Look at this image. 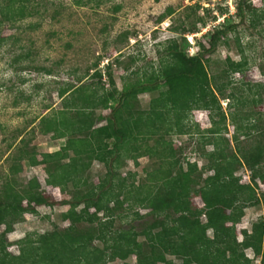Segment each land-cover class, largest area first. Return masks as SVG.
<instances>
[{
    "label": "trees",
    "instance_id": "16d2710c",
    "mask_svg": "<svg viewBox=\"0 0 264 264\" xmlns=\"http://www.w3.org/2000/svg\"><path fill=\"white\" fill-rule=\"evenodd\" d=\"M246 2L238 0L236 3L233 17L239 21L256 10L249 4L247 7ZM171 12L172 9L168 8L158 21ZM30 14L31 10L22 0H5L0 3V26L3 22L20 20ZM263 18L264 10H261L259 17L250 16L249 24L254 27ZM235 26L233 22L214 29L210 33L208 47L201 44L200 50L194 54L180 50L175 42L170 43L167 61L148 79L128 84L119 92L109 71V63L104 68L105 74L94 69L90 75L97 79L99 86L91 88L82 83L73 86L60 100V109L47 116L39 126L42 135L51 141L64 139V143L53 151L40 152V158H37L35 149L29 153L22 147L16 156L17 163L10 166L11 176L0 188V225L4 224L0 237L13 229L9 218L12 220L20 218L22 213H34L36 206L49 202L44 190L29 188L18 176L22 170L20 160L29 167L43 165L46 185L57 187L62 193L71 192V200L56 202L69 205L66 211L57 214L58 220L69 224L62 229L54 226L34 239L20 240L17 253L1 250L0 264H108L119 256L125 259L121 264H132L129 261L132 256H135V264H206L209 245L225 244L229 228L224 224L234 221L226 210L234 208L244 188L238 184L234 172L245 165L252 171L254 180L255 167L264 155V150L257 146L248 152L243 151L237 144L236 134L232 136L236 144L233 148L231 140L221 134L227 131V119L236 132L248 129L242 124L248 115L240 111L246 103L263 101L264 83L250 86L247 91L250 99L242 96L243 88H237L226 96L229 101L226 114L220 112L218 120L210 115L211 126L202 130L206 137L198 139V142L205 161L200 170L211 171L212 174L206 176L201 184L192 177L197 171L194 164L186 163L185 170L180 171L181 158L170 136L189 133V111L202 108L207 99L214 98L204 58L219 42H227V32ZM4 40L0 36V45ZM96 66L97 63L94 64ZM238 69L239 62L231 63L225 75ZM104 77L109 87L104 86ZM81 80L79 77L78 83ZM224 86V83L220 84V87ZM145 93L153 95L144 107H140L138 95ZM106 109L109 113L103 115L102 110ZM196 130L201 132L197 124ZM205 145H212V149L204 150ZM131 154L147 157V164L140 172L130 169L117 172L115 163ZM95 155L105 167L104 176L91 171ZM96 175L100 180L93 184ZM259 177L263 179L264 172ZM130 182L133 185L128 187ZM196 184L200 185L195 187ZM191 196H198L204 203L207 225L214 234L211 239L206 237L200 222L195 225L192 222L195 212ZM93 202L98 205L90 212ZM80 203L83 206L77 209ZM135 204L149 209L152 220L140 231H135L133 226L111 231L109 226L116 212ZM100 211H104L106 220L92 226L94 220H100L97 216ZM159 215H163L162 218H158ZM133 216L142 218L137 212ZM83 221L91 223V226L80 230L77 224ZM170 230H174L175 237L169 236ZM249 242L254 252L259 253L255 242L251 239ZM167 256L179 259V262L167 259ZM260 262L264 264V256Z\"/></svg>",
    "mask_w": 264,
    "mask_h": 264
},
{
    "label": "rangeland",
    "instance_id": "374dc122",
    "mask_svg": "<svg viewBox=\"0 0 264 264\" xmlns=\"http://www.w3.org/2000/svg\"><path fill=\"white\" fill-rule=\"evenodd\" d=\"M4 1L0 0V3ZM22 1L31 14L20 20L3 22L0 26V36L5 39L0 45V188L10 178V166L17 163L20 148L24 147L29 153L35 149L37 158H40V152L53 151L64 143V139L51 141L48 136L42 135L39 126L47 116L60 109V100L74 85L99 86L97 79L90 76L94 69L105 74L106 64H111L109 71L119 92L128 84L148 79L167 61V46L170 43L175 42L180 50L194 54L200 50L201 44L208 47V39L214 29L235 22L234 29L227 32V42H219L204 58L214 98L207 99L202 108L189 111V133L170 136L181 158L178 165L180 171L185 170L186 163L194 164L197 171L192 177H196L200 184L212 174L211 171L200 170L205 161L198 142V139L206 137L202 130L211 126L210 115L218 120L220 112L226 111L229 102L226 96L237 88H243L242 96L250 99L251 95L247 94L250 86L264 83V18L254 27L249 24L250 16L257 18L264 10V0H247L245 4L256 10L245 15L243 21L233 17L238 0ZM168 8L172 12L158 21ZM237 62L238 71L225 75L231 63ZM79 77L82 80L78 83ZM102 81L105 87H109L106 77ZM221 83L225 86L220 87ZM152 95H138L141 98L138 105L144 107ZM261 97V103H246L240 111L248 115V119L242 121L248 129L236 132L227 119V131L221 135L231 140V147L236 145L232 140L236 134L237 144L243 151L248 152L256 146L264 150V91ZM86 112L89 114L88 109ZM108 113L109 109L102 110L103 115ZM196 124L201 131L199 133L196 132ZM211 149L212 145L204 146V150ZM19 162L22 170L18 176L29 188L44 190L50 203L36 206L34 213L26 212L20 218L8 219L13 229L0 237V251L12 253L18 252L19 242L24 238L34 239L54 226L58 229L66 227L69 222H61L57 214L66 211L69 205L56 202L71 200L70 191L62 193L57 187L45 184L43 165L29 167L24 160ZM147 162V157L131 154L128 158L121 157L115 164L117 172L128 169L140 172ZM91 169L102 176L106 172L96 155ZM263 172L264 155L255 167L254 180L252 171L245 165L234 172L238 184L244 186L234 208L226 210L234 221L224 224L229 228L225 244L209 245L206 264H261V257L264 256V178H260L259 174ZM99 180L100 176L96 175L92 182L98 184ZM132 185L133 182L127 184L128 187ZM191 185L194 186L193 183ZM190 201L195 212L193 224L200 222L206 237L211 239L214 234L207 225L204 203L198 196H191ZM23 205H26L25 201ZM97 205L93 202L90 212ZM82 206L83 203H80L76 208ZM149 211L132 205L129 209L117 211L109 227L114 231L133 226L135 231H140L152 220ZM134 212L142 218H135ZM97 216L100 220H94L90 223L92 226L106 220L104 211L98 212ZM90 224L83 221L77 226L82 230ZM3 229L4 224H1L0 233ZM169 236H176L174 230L169 231ZM249 239L255 242L259 253L254 252ZM51 244L57 246L54 241ZM167 259L179 262L172 256H167ZM124 261L119 256L108 264ZM129 261L135 264V256Z\"/></svg>",
    "mask_w": 264,
    "mask_h": 264
}]
</instances>
